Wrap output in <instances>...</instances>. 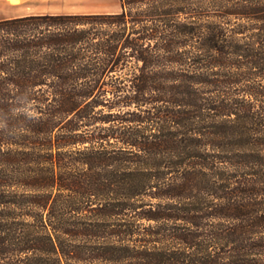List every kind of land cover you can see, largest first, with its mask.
I'll use <instances>...</instances> for the list:
<instances>
[{"label":"trees","instance_id":"16d2710c","mask_svg":"<svg viewBox=\"0 0 264 264\" xmlns=\"http://www.w3.org/2000/svg\"><path fill=\"white\" fill-rule=\"evenodd\" d=\"M0 20V264H264V0H120Z\"/></svg>","mask_w":264,"mask_h":264},{"label":"rangeland","instance_id":"374dc122","mask_svg":"<svg viewBox=\"0 0 264 264\" xmlns=\"http://www.w3.org/2000/svg\"><path fill=\"white\" fill-rule=\"evenodd\" d=\"M121 9L120 0H34L29 8L20 11L5 10L7 15L27 12H116Z\"/></svg>","mask_w":264,"mask_h":264},{"label":"crops","instance_id":"0c3cea01","mask_svg":"<svg viewBox=\"0 0 264 264\" xmlns=\"http://www.w3.org/2000/svg\"><path fill=\"white\" fill-rule=\"evenodd\" d=\"M34 0H0V20L6 19V18H13L18 16H24L29 14H36V13H44V12H27L20 15H7L5 10L6 8H9V12L11 11H20L25 10L26 8H29L30 3H32Z\"/></svg>","mask_w":264,"mask_h":264}]
</instances>
